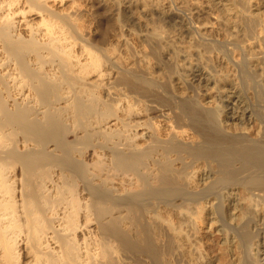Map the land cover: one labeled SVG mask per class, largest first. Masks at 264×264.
I'll list each match as a JSON object with an SVG mask.
<instances>
[{
    "label": "bare ground",
    "instance_id": "obj_1",
    "mask_svg": "<svg viewBox=\"0 0 264 264\" xmlns=\"http://www.w3.org/2000/svg\"><path fill=\"white\" fill-rule=\"evenodd\" d=\"M120 2L0 0V264H264V13L228 0L231 32L169 3L189 43L167 20L137 48ZM175 81L197 82L189 106Z\"/></svg>",
    "mask_w": 264,
    "mask_h": 264
},
{
    "label": "rangeland",
    "instance_id": "obj_2",
    "mask_svg": "<svg viewBox=\"0 0 264 264\" xmlns=\"http://www.w3.org/2000/svg\"><path fill=\"white\" fill-rule=\"evenodd\" d=\"M79 6H86L87 5V2H88V0H74ZM121 2V8H120V14H122V16L124 17V19H125V24H126V27H127V29L128 30H132L131 31V33H129L128 31V33L125 31V36L123 35L122 37L123 38H125V39H127L128 40V42H130V44H133L135 47H137V48H142L143 46L145 47V44H146V41H142V39H140L137 35H138V33L140 32V31H142L143 29L145 30L146 28L148 29V27H150L149 29H156L158 32L159 31H161V32H163V29H164V32H165V27H166V24L169 22V20H170V23L169 24H167V28L169 29V27L171 28V30H167V28H166V30L167 31H171V33L172 34H176V32H177V34H176V36H172L171 35V38L169 39V41H171V42H173V43H177L178 41L179 42H181L182 40H183V44H182V42H181V44L180 45H185L186 43L188 44L189 43V40H191V39H189L188 37H190V36H187V35H181V33L183 32L181 29H179L178 27H180V25L178 24V23H180V21H181V17H180V14L178 13L177 14V12L176 11H173L172 9L174 8V10H175V5H179V4H187L189 1V5H187L188 6V8H190L189 6H192L191 8L192 9H194V11H195V9H197L196 10V13L195 12H193V15H194V18H195V20L196 19H198L197 20V22L198 23H200L201 24V26H210L211 25V22H212V24H214V23H218L221 19H224V18H220V14H218V12H220L221 11V9L222 10H226L227 9V7H228V0H120ZM164 1V2H163ZM179 1H181L180 3H179ZM209 1H211L212 2V5H211V3L209 2ZM219 1V2H218ZM153 2V3H152ZM175 2V3H174ZM177 2V3H176ZM185 2V3H184ZM216 3L215 5H214V3ZM173 4L174 3V6H172V8L170 7V4ZM204 3V4H203ZM250 3V4H249ZM158 4V5H157ZM210 5V6H207V5ZM227 4V5H226ZM145 5V7H143ZM149 5V6H148ZM154 5V6H153ZM169 5V6H168ZM184 5V6H185ZM249 5H250V12H253L252 14L253 15H256L257 14V16H259V15H261V13H264V12H262V11H264V0H248V7H249ZM168 6V7H167ZM186 6V7H187ZM203 6V7H202ZM205 6V7H204ZM207 6V7H206ZM223 6H227L226 8L225 7H223ZM194 7V8H193ZM215 7V8H214ZM169 8V9H168ZM171 8V9H170ZM200 8H202V9H204V10H202V9H200ZM217 9V11L215 12V10H212V9ZM218 8H219V10H218ZM145 9V10H144ZM224 10V11H225ZM204 12V13H202V12ZM223 11V12H224ZM226 13H228L227 12V10L225 11ZM224 12V13H225ZM199 13H201V14H199ZM195 14L197 15V16H195ZM199 14V15H198ZM218 14V16H216ZM229 14V13H228ZM259 14V15H258ZM169 16V17H168ZM199 16V17H198ZM214 16V17H213ZM215 16H216V18H215ZM227 16H230V14L229 15H226V16H224V17H227ZM256 16V17H257ZM126 17V18H125ZM213 17V18H212ZM222 17V16H221ZM170 18V19H169ZM173 19V21H172V19ZM216 20H215V19ZM220 20H219V19ZM85 19V20H84ZM84 22H83V21ZM167 20H168V22H167ZM201 20V21H200ZM213 20H215V21H213ZM225 20V19H224ZM90 19L89 18H87V17H83V19H81V22H83V24H87V23H90ZM178 23H177V22ZM222 21V20H221ZM220 21V22H221ZM86 22V23H85ZM137 22V23H136ZM175 23V25H176V27H177V29H176V27H175V25H174V23ZM219 22V23H220ZM226 22V21H222L221 23H220V25L218 24L217 26L220 28V29H223L222 27H224V23ZM139 23V24H138ZM172 23V25H170ZM179 26H178V25ZM210 24V25H209ZM231 24V23H230ZM230 24H228L227 22L225 23V27H226V25H228L227 26V28L225 29V27H224V30H222V31H227V30H232L231 29V25ZM172 26V27H171ZM174 26V27H173ZM222 26V27H221ZM146 27V28H145ZM172 28H174V31H173V29ZM230 28V29H229ZM139 29H140V31H139ZM183 29V28H182ZM177 30V31H176ZM180 30V31H179ZM133 31H138L136 34H135V32H133ZM173 31V32H172ZM182 31V32H181ZM233 31V30H232ZM231 31V32H232ZM132 32H133V35H132ZM163 32V33H164ZM175 32V33H174ZM179 32V33H178ZM181 32V33H180ZM183 33H185L186 34V32H183ZM179 34V35H178ZM131 35V36H130ZM135 35H136V38H135ZM181 35V36H180ZM182 37L181 39H180V37ZM173 37V38H172ZM177 37V38H176ZM179 39V40H178ZM174 40H178V41H174ZM181 40V41H180ZM133 42V43H132ZM192 41H190V43H191ZM142 44V45H141ZM178 44V43H177ZM176 44V45H177ZM142 46V47H141ZM195 47H197V46H195ZM198 50V49H197ZM213 57V56H212ZM212 57H211V60H212ZM199 60H202L200 63H202L200 66L202 67V69H203V74H207V72L210 74V72L208 71V68L207 69H205L206 67H209L210 66V64H212V62H214V61H211V60H203V59H200L199 58ZM207 61V62H206ZM205 63V64H204ZM207 63H208V65H207ZM250 64L249 65H247L246 66V68L247 69H245V71L248 73L250 70H251V68L249 67L250 65L251 66H253V64H251V63H253V62H249ZM151 69L153 70V71H155L154 73H156V75L157 74H160L161 72H162V69H160V68H162V67H159L160 66V64H159V66H157V64L158 63H155L154 61L152 62L151 61ZM156 66H155V65ZM205 67H204V66ZM254 67V66H253ZM252 67V68H253ZM184 71H185V73H184V75H187V71H186V69H184L183 67H181ZM180 68V69H181ZM249 68V69H248ZM182 69H181V71H182ZM209 69H211V67H209ZM257 69V70H256ZM248 70V71H247ZM183 71V72H184ZM245 71H243L242 72V74L240 75L241 77H239V85L237 86V88L239 89V91H240V89H241V91L240 92H238L239 94H240V98L243 100V102L245 103V107H247V109L249 110V113L251 112V119L253 120V122H255V123H257L256 121L258 120L257 118H261V102H262V100H261V95L259 94V92H262V89H260V87H261V85H259L258 83H260L259 82V80H257V79H259V77H260V69H258L257 67L255 68V70H254V68H253V71H250L246 76H247V78L246 77H244V73H245ZM242 75H243V77H242ZM248 76H250V79H249V77ZM252 77V78H251ZM244 78V79H243ZM187 79V76L185 77V81H187L188 83H189V81L188 80H186ZM241 79V80H240ZM243 80H246V81H243ZM241 81H242V83H241ZM214 82H215V80H214ZM214 82H213V78H211V83L210 82H208V84L206 83V85L205 86H207V87H205V86H203V84L204 83H200L199 85H201L202 84V86H199L198 85V87H200L199 88V90H196L195 89V87H193L192 85H195V83H197V82H193L192 84H191V88L190 87H186V85L185 84H183V83H181V82H179V81H175L174 83L179 87V92H181V96L182 97H184L185 99H186V97H187V99H191V100H185L184 102L185 103H183V104H185L186 106H189L194 100H192V97L190 98L189 97V95H192L193 97L195 96L194 94H192L194 91V93L197 95V98H199V99H202V100H204V102H206V101H209L210 100V98H207V96H214V95H216L217 94V92L215 91L216 89L214 88ZM255 82H257V83H255ZM216 83V82H215ZM218 83V82H217ZM220 86H221V83H218ZM242 84V85H241ZM256 84H257V86H256ZM218 85V86H219ZM187 86H189V85H187ZM260 86V87H259ZM192 89H195L194 91L192 90ZM237 89V90H238ZM181 90V91H180ZM259 90H261V91H259ZM197 91V92H196ZM200 94V95H199ZM203 94V95H202ZM160 95V94H159ZM205 95V96H204ZM260 95V96H259ZM189 97V98H188ZM166 97H164V99H165ZM195 98H196V96H195ZM205 98V99H204ZM163 99V98H162ZM167 99V98H166ZM196 100V99H195ZM191 110H192V112L194 113V114H197L198 115V117L201 119V122H202V126L205 128V129H209V128H211V126L212 127H214L213 126V122L212 121H214V116L213 115H215L216 116V118L218 117L217 116V114H216V112L214 111V112H212V114L210 115V116H212V117H207V119H206V117H205V114L204 113H197L195 110H194V105L192 106V108H191ZM198 110V109H197ZM200 112V111H199ZM214 113V114H213ZM260 116V117H259ZM252 122V123H253ZM256 125V124H255ZM254 125V126H255ZM213 166L215 165V162H213L212 161V163H211ZM215 168H216V165H215ZM214 167H213V169H215ZM214 171V170H213ZM219 171V167H218V170H217V172ZM216 169H215V171H214V173H213V175H212V177L214 178V177H216ZM170 216H172V217H170ZM170 216H169V218H173L172 220H175V221H173L174 223H177L178 221V223H180L181 222V219H178V216L176 217V214H173V215H171L170 214ZM176 217V218H174V217ZM177 221V222H176ZM188 229V228H187ZM188 231H189V229H188ZM191 232V231H190ZM189 233V232H188Z\"/></svg>",
    "mask_w": 264,
    "mask_h": 264
}]
</instances>
